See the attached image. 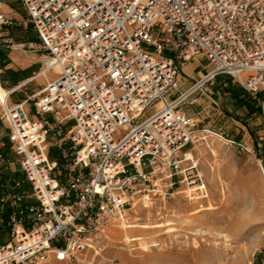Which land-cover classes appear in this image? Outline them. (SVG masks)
I'll use <instances>...</instances> for the list:
<instances>
[{"label":"built area","instance_id":"2783aa9c","mask_svg":"<svg viewBox=\"0 0 264 264\" xmlns=\"http://www.w3.org/2000/svg\"><path fill=\"white\" fill-rule=\"evenodd\" d=\"M16 1L20 16L0 0V49L45 52L59 70L37 96L1 101L19 168L0 177V264H109L106 235L127 210L207 196L193 94L229 74L264 124V0ZM21 28L35 38L17 40ZM201 54L211 69L181 91Z\"/></svg>","mask_w":264,"mask_h":264},{"label":"rangeland","instance_id":"374dc122","mask_svg":"<svg viewBox=\"0 0 264 264\" xmlns=\"http://www.w3.org/2000/svg\"><path fill=\"white\" fill-rule=\"evenodd\" d=\"M8 4L15 7L12 14L17 16L23 14L16 0H8ZM23 34L22 40L34 38V32L30 28ZM15 38L20 39L19 36ZM18 51L22 55L29 56L36 52ZM36 53L40 61L28 69L36 72L17 83L7 74V69L3 67L1 60L3 58L0 56V84L4 88L10 90L26 81L18 90L10 94V102L24 100L27 96H37L48 80L55 77L53 72L46 77L31 78L44 66L45 52ZM189 61H196L198 67L195 71L200 70V72L191 74L195 76L194 79L188 77V87L185 89L182 88L180 78L181 91L190 88L211 69L207 57L203 54ZM23 68L11 67L18 72H22ZM228 80L233 81V77L229 74L216 76L212 83H208L214 91V96L196 92L193 94L196 102L186 104L185 109L196 113L202 108L197 99L203 97L210 102V96L222 100L221 105L226 106L224 92ZM27 107H33L31 100ZM156 107L157 104L148 108L145 115H149ZM213 112L205 114L206 117L198 122L195 142L189 146L199 160L207 183V196L202 200H191L180 192L166 202L154 200L147 207L139 203L127 210L124 222L134 223L137 226L127 228L126 231L136 239L123 242L125 230H120L119 233L109 231L111 238L107 241L105 253L110 259H114V262L109 264H235L242 256H245V264L264 263V141L256 140L252 136L249 142L254 143L252 147L254 151L242 149L236 143L242 135L235 134L232 128L229 134H222V130L218 129L220 117H217V114L213 115ZM229 115L237 120L244 118L235 110ZM9 132L7 123L0 119V142L8 138ZM243 145L245 146L244 140ZM10 153L12 161L8 166L0 160V164H4V170L8 173L19 168L18 159L11 149ZM259 158L263 161V168ZM201 207L203 208L200 211L194 213L195 209ZM112 227L118 229L119 225Z\"/></svg>","mask_w":264,"mask_h":264},{"label":"crops","instance_id":"0c3cea01","mask_svg":"<svg viewBox=\"0 0 264 264\" xmlns=\"http://www.w3.org/2000/svg\"><path fill=\"white\" fill-rule=\"evenodd\" d=\"M6 10L11 11V8L7 7ZM15 30L16 29H11L10 33L14 37L19 36L20 39L17 38V40H22V38L24 37L23 33L27 30L22 29V28L17 29L16 31ZM33 36L35 38V34ZM0 51L3 52V56H2L3 59L1 60L3 61V64H4L3 67H5L6 69H9L13 66H20V67H24L23 68L24 70H28L31 67L35 66L36 63L40 61V58H38L37 56L38 53L36 52H34V54L29 56V55H22L18 50L0 49ZM197 67L198 65L196 61L195 62L189 61L183 67L180 73V78H181L183 89L188 87V77L193 78V79L195 78V76L191 75L193 72H195V74H199L200 70L195 71ZM34 72H36V70H32V71L30 70L29 75L33 74ZM35 76H32L31 78H34ZM31 78H29V80ZM48 81H50V79ZM225 87H226L225 89L226 91L224 92V100L226 101V104H225L226 106H222L221 105L222 100L220 101L216 97L210 96L209 97L210 102L207 101L203 97H199L197 100H198L199 105L202 108H199L196 111V113L198 111H202L205 116V114L207 113L210 114L212 111H214L212 114L213 115L217 114V117H220L218 118V121L220 123L218 124L220 125L218 129L222 130V134L224 133L229 134L230 131L232 130L233 132H235V134L240 133L242 135V138L237 142L236 141H233V142L243 143V140H244L245 145L249 148H252L254 147V143L249 142L252 136L255 137L256 140L260 139L264 141V124L262 122L258 106L256 105L255 101L252 100V98L248 95L247 91L243 88V86L239 84L238 82L228 80L225 83ZM232 89L237 90L238 93H240V95H237V97H235L232 94V91H231ZM212 95L214 96V91ZM242 98L244 100H248L250 105L241 104L239 99H242ZM232 110H235L236 113L243 115L244 118H240L239 120L234 119L233 117L229 115ZM187 112L191 115L196 114L195 112L194 113L190 112V109H187ZM230 119L232 121H230ZM230 128H232V130H230ZM8 138H9V134H8ZM227 140L232 141L233 139L232 140L227 139Z\"/></svg>","mask_w":264,"mask_h":264},{"label":"bare ground","instance_id":"6f19581e","mask_svg":"<svg viewBox=\"0 0 264 264\" xmlns=\"http://www.w3.org/2000/svg\"><path fill=\"white\" fill-rule=\"evenodd\" d=\"M59 70V67L57 66V65H54V66H52V68H51V70H49L48 68H46V67H44V68H42L39 72H38V74L35 76V78H40V77H42V76H48V74L49 73H55V72H57ZM26 83V81L25 82H23V83H21L20 85H17L16 87H14L12 90L13 91H15V90H18L23 84H25ZM42 91V90H41ZM9 92H10V90H8V89H6V88H4L1 84H0V103H1V101H6L7 99H8V95H9ZM211 132V131H210ZM216 134V133H215ZM144 206H146V205H144ZM201 206H203V205H201ZM147 207V206H146ZM203 207H201V208H198V209H195V211H194V213H196V212H198V211H200L201 209H202ZM124 220H125V218H123V220H121V222H119V223H116L117 225H119V228L118 229H116V228H114V227H110V233H119L120 232V230H127V228H133V227H136L137 225L136 224H134V223H125L124 222ZM116 224H114V225H116ZM143 226H146V225H143ZM108 231V232H109ZM108 232H107V238L108 239H110L111 238V236L108 234ZM134 239H136V237H131L130 235H128V233H127V231H126V233H125V237H124V239L122 240L123 242H129V241H131V240H134ZM245 256L243 257H240V258H238V260L235 262V264H245Z\"/></svg>","mask_w":264,"mask_h":264},{"label":"trees","instance_id":"16d2710c","mask_svg":"<svg viewBox=\"0 0 264 264\" xmlns=\"http://www.w3.org/2000/svg\"><path fill=\"white\" fill-rule=\"evenodd\" d=\"M0 56H3V52L0 51ZM7 74L10 75L12 78H14L16 80V83L19 80H22L24 78L29 77V70H23L22 72H18V71H14L11 68L6 70ZM229 89V88H228ZM238 89V88H237ZM232 94L237 97V95H240V93H238L237 90L232 89ZM241 104H246V105H250L248 100H244L239 99ZM10 149H11V143L9 141V138H7L6 140H3V142H0V154L3 155L5 157V161L4 164L7 166L10 164L9 162L12 161V154L10 153ZM11 154V155H10ZM4 164H0V177H5L8 174V171L6 172L4 170Z\"/></svg>","mask_w":264,"mask_h":264}]
</instances>
